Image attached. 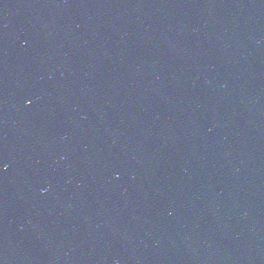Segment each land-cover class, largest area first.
I'll list each match as a JSON object with an SVG mask.
<instances>
[{
  "label": "water",
  "instance_id": "1",
  "mask_svg": "<svg viewBox=\"0 0 264 264\" xmlns=\"http://www.w3.org/2000/svg\"><path fill=\"white\" fill-rule=\"evenodd\" d=\"M0 264H264V0H0Z\"/></svg>",
  "mask_w": 264,
  "mask_h": 264
}]
</instances>
